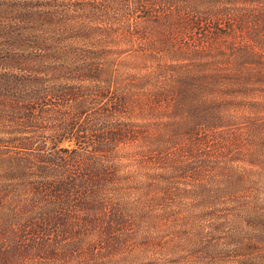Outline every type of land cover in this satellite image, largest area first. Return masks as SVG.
<instances>
[{"label": "trees", "instance_id": "1", "mask_svg": "<svg viewBox=\"0 0 264 264\" xmlns=\"http://www.w3.org/2000/svg\"><path fill=\"white\" fill-rule=\"evenodd\" d=\"M212 1L179 15L145 0L134 9L97 7L116 17L132 13L130 57L146 63L125 73L118 99L94 114L77 108L79 116L59 119L60 133L49 136L74 144L43 162L49 175L37 185L41 230L52 233L54 256L70 248L69 256L103 263L110 260L104 239L113 240L117 228H148L141 215L176 222L209 208L244 182L238 162L264 170V0ZM120 18L116 30L104 27L111 37L123 32ZM86 39L95 45L66 70L88 72L103 102L109 91L97 74L113 63L111 50L105 40ZM66 87L67 100L89 99ZM49 112L41 111L43 122Z\"/></svg>", "mask_w": 264, "mask_h": 264}, {"label": "rangeland", "instance_id": "2", "mask_svg": "<svg viewBox=\"0 0 264 264\" xmlns=\"http://www.w3.org/2000/svg\"><path fill=\"white\" fill-rule=\"evenodd\" d=\"M45 1L0 0V264H264V170L252 171L255 161L236 163L244 182L205 210L176 222L158 212L141 215L148 228L136 229L131 224L117 228L120 231L116 230L113 240L104 239L108 249L104 254L110 260L83 261L69 256L70 248L53 255L52 233L41 230L42 194L37 185L49 175L43 162L74 144L62 139L65 135L56 141L49 136L60 133L59 119L79 116L77 108H89L88 114H94L99 105L110 103L112 97V101L118 99L126 85L121 83L125 73L137 74L146 62L139 65L130 57L134 39L127 33V23L133 21L128 16L132 13L116 17L112 11L113 18L111 12L97 10L101 5L134 9L140 5L138 0ZM145 1L150 6L165 3L177 15L191 5H206V0ZM119 18L123 32L111 37L104 27L111 23L116 30ZM86 38L105 40L111 50L113 65L97 74L109 91L110 97L103 102L88 72L81 77L66 70L67 65L77 66L75 60L83 59L87 46L95 45ZM66 85L76 94L85 92L89 99L80 105L67 100ZM43 108L50 111L45 122ZM45 138L49 139L46 145ZM103 214V220L111 221Z\"/></svg>", "mask_w": 264, "mask_h": 264}]
</instances>
